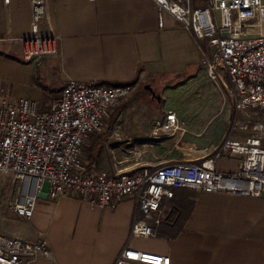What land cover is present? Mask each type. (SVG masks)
Instances as JSON below:
<instances>
[{
    "label": "crops",
    "instance_id": "0c3cea01",
    "mask_svg": "<svg viewBox=\"0 0 264 264\" xmlns=\"http://www.w3.org/2000/svg\"><path fill=\"white\" fill-rule=\"evenodd\" d=\"M192 3L203 4L202 0ZM31 13L29 0L0 5V92L12 101L29 99L39 112H45L68 80L133 88L112 109L104 132L87 139L82 149L86 164L109 176L133 174L141 167L199 160L220 147L232 107L200 67L193 39L167 13L159 23L153 0H46L37 29L57 37L58 54L38 66L21 60L19 39L31 33ZM144 83L151 90V84L161 85L147 104L135 95ZM169 96L178 99L172 106ZM154 100L165 112L176 114L184 133L148 139L152 127L163 119L151 108ZM137 145L148 146V156L140 154L133 169H113L115 150L122 146L121 154L127 157ZM240 158L224 156L214 166L220 173L232 174ZM185 191L193 197L194 206L173 238L158 234L171 199L161 203L162 221L153 225V236L130 238L132 198L99 208L73 193L51 199L47 185L29 219L15 216L20 227L14 228L13 237L47 243L51 256L29 264H115L124 248L168 258L169 264H264V188L260 197Z\"/></svg>",
    "mask_w": 264,
    "mask_h": 264
},
{
    "label": "built area",
    "instance_id": "2783aa9c",
    "mask_svg": "<svg viewBox=\"0 0 264 264\" xmlns=\"http://www.w3.org/2000/svg\"><path fill=\"white\" fill-rule=\"evenodd\" d=\"M10 0H0L7 6ZM94 1V0H87ZM158 21L163 13L179 22L200 53V67L217 85L232 107V119L219 148L195 161L141 167L133 174L109 176L82 159L87 139L100 132L110 111L133 92L131 85L105 86L68 80L59 97L45 112L21 98L6 102L0 92V172L17 184L10 203L19 218L32 216L43 186L51 199L71 193L89 205L105 208L130 197L134 214L130 238L153 236V225L162 221L161 203L178 189L260 197L264 188V0H153ZM31 33L19 40L21 60L40 65L58 54V39L37 29L45 15L46 0H29ZM173 111L152 127L148 139L162 140L184 133ZM242 134V136L240 134ZM238 155L232 174L220 173L214 163ZM151 169V170H150ZM44 239L34 243L0 234V264H29L50 257ZM130 261L169 264V259L124 248L115 264ZM150 262V263H149Z\"/></svg>",
    "mask_w": 264,
    "mask_h": 264
},
{
    "label": "rangeland",
    "instance_id": "374dc122",
    "mask_svg": "<svg viewBox=\"0 0 264 264\" xmlns=\"http://www.w3.org/2000/svg\"><path fill=\"white\" fill-rule=\"evenodd\" d=\"M146 85L148 84L144 83L142 87L138 90V92L135 94L138 97L137 99L141 100L142 102H145V104H147V102H149L151 98V93L147 89H145ZM151 85H152L151 87L154 90H159L161 88L160 84L154 83ZM5 101L10 102L12 100L10 99V97H7ZM177 101L178 99L173 96H169L168 98V104L170 106L174 105ZM118 105L119 103L114 108L118 107ZM169 105H166V106H169ZM151 108L155 110V115L157 118L163 117L165 109L164 107H161V105L157 101L154 100L151 102ZM111 111L109 113V117L111 115ZM257 116L264 118V113H260ZM108 118L105 120V123L108 120ZM104 128L105 127H103V129L100 132L95 133V135L104 132L103 131ZM122 149L123 147L121 146L120 149H116L115 152L113 153V156H114L113 169H133L135 168L139 155L142 154V156L144 155L148 156L147 153L150 148H148V146L141 147L137 145L136 148H131L132 154L126 153L128 154L127 157L126 155L121 154V152L123 153V150H125V149L123 150ZM81 157L83 159V155H81ZM125 158H128V159H125ZM16 192H17V184L13 180L12 176L8 173L0 172V234L2 235L16 236L15 234L16 232L14 231V228L18 229L20 227V224L18 222L19 219L15 217V215L13 214L10 208V203H12L16 198Z\"/></svg>",
    "mask_w": 264,
    "mask_h": 264
},
{
    "label": "trees",
    "instance_id": "16d2710c",
    "mask_svg": "<svg viewBox=\"0 0 264 264\" xmlns=\"http://www.w3.org/2000/svg\"><path fill=\"white\" fill-rule=\"evenodd\" d=\"M88 158L89 151H85ZM194 206L193 197L185 189H178L171 199L170 212L164 223L160 224L158 234L166 237H175L183 228L185 221L189 218Z\"/></svg>",
    "mask_w": 264,
    "mask_h": 264
},
{
    "label": "water",
    "instance_id": "95a60500",
    "mask_svg": "<svg viewBox=\"0 0 264 264\" xmlns=\"http://www.w3.org/2000/svg\"><path fill=\"white\" fill-rule=\"evenodd\" d=\"M147 89H149L151 91V94L154 96V93L152 92V90L150 89L149 86L146 87ZM156 98L158 99V97L156 96Z\"/></svg>",
    "mask_w": 264,
    "mask_h": 264
},
{
    "label": "flooded vegetation",
    "instance_id": "af4514ba",
    "mask_svg": "<svg viewBox=\"0 0 264 264\" xmlns=\"http://www.w3.org/2000/svg\"><path fill=\"white\" fill-rule=\"evenodd\" d=\"M152 92L155 94V90L154 89H152Z\"/></svg>",
    "mask_w": 264,
    "mask_h": 264
},
{
    "label": "bare ground",
    "instance_id": "6f19581e",
    "mask_svg": "<svg viewBox=\"0 0 264 264\" xmlns=\"http://www.w3.org/2000/svg\"><path fill=\"white\" fill-rule=\"evenodd\" d=\"M150 263V262H149Z\"/></svg>",
    "mask_w": 264,
    "mask_h": 264
}]
</instances>
